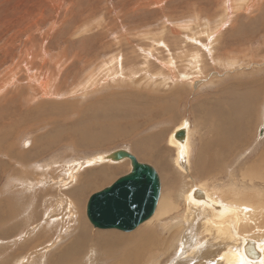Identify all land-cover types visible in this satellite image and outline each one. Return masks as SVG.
I'll return each instance as SVG.
<instances>
[{
    "label": "rangeland",
    "instance_id": "obj_1",
    "mask_svg": "<svg viewBox=\"0 0 264 264\" xmlns=\"http://www.w3.org/2000/svg\"><path fill=\"white\" fill-rule=\"evenodd\" d=\"M259 30L264 32V0H0V261H4L0 264H11V260L13 263L15 251L21 248L20 245L14 246L13 240L18 234L23 237V230L31 223L39 222V228H34V224L30 229L35 236L43 235L54 219L53 215L44 214L45 208L50 204L52 208L58 206L57 199L61 193L66 195V200L67 197L73 199L71 193L76 188L80 200L77 201V196L73 204L65 205V208L74 209L76 213L75 207L80 206L76 210L90 235L113 232L119 237H127L141 229H151L156 238L148 237L157 244L159 262L153 261V254L148 253V264H187L190 258L185 251L191 248L193 251H206V245L213 242L210 241L212 234L216 235L213 229L206 228L208 231L205 232V228L199 227L205 218L200 209L205 204L191 208L188 200L185 201L186 194L194 187L208 191L218 199V203L248 211L249 221L238 236L261 249L257 252L262 254L264 263V163L260 168L250 167L264 154L263 82L260 83L259 96L262 95L256 107L246 109L243 106L247 97L245 89L259 80L256 78L264 77V68H261L262 72L256 65L262 62L256 61L251 62L248 68L244 67L247 62H243L242 65L237 63L219 70L215 65L220 61L211 58L229 50L233 56L240 57L239 54L251 46L248 50L252 55L261 58L260 55H264V33ZM193 54L205 56L202 59L207 62L210 72L204 77L217 70L219 73V76L211 75L214 83L202 82L198 91L192 87L191 81L180 84L184 75L199 74L196 69L199 64L193 60ZM235 66L238 67L235 69ZM252 71L254 74L250 73ZM241 74L247 76L241 77ZM167 104L169 109L163 114L159 110ZM231 109L236 117L232 122L228 116ZM154 110H157V115ZM212 113L225 116L227 122L224 118L217 126L218 121H211ZM243 114L247 116L242 120ZM29 115H33L34 120ZM235 119L238 123L235 121L237 125L232 128ZM242 122H245V131ZM185 123L191 145L188 173L175 164L176 151L171 145L174 132ZM98 126L110 133L101 144L75 145L67 138L76 130L96 129ZM239 129L246 132L245 135ZM219 130L221 135H226L224 132L230 137L234 135L230 142L231 158L223 161L221 166H214V172L205 176L204 170L196 163L198 153L203 149V152L211 153L207 145L212 144L211 149L215 147V134ZM243 136L250 137V141L248 139L249 142L240 146L238 142ZM149 137L153 138L149 144L155 143L151 147L158 153L156 158L145 156V151L140 148ZM210 140L213 143H209ZM45 141L52 142L53 147L41 151V143ZM11 145L22 153L20 155L24 158H20L24 162L19 161L15 152L12 157L8 156ZM121 149L129 151L139 162L155 168L161 181L160 200H168L171 206L177 207L162 220L151 221L150 225L143 223L131 232L95 228L87 217L90 197L131 171L128 160L98 164H93L92 160ZM208 158L205 163L214 164L215 161L210 162ZM63 160V171L74 162H87V167L83 166L80 174L78 182L81 185L74 183L77 187L70 186L73 184L70 182L66 189L60 191L56 185L59 178H65L64 175L56 178V170L62 167L60 162ZM243 170L247 172L243 173ZM26 171L33 172L28 187L26 182L22 185L11 182V173L24 180ZM201 174L203 177L199 176ZM51 178H56V182L52 183ZM88 178L93 183L83 188L82 184ZM203 198L206 199L205 196ZM209 224L206 223L208 227ZM10 228H16L15 234L7 233ZM22 237L18 239L22 240ZM73 237L69 234L68 239L48 253L49 260L56 254L58 264H75L78 255H64L62 252ZM88 239L87 252L92 244L98 251L93 254L95 264H112L115 261L105 256L96 238L88 236ZM110 240L119 242L117 238ZM22 241L25 243L24 239ZM175 241L177 248L168 249ZM7 243L11 244L9 250ZM237 248L235 245L234 249ZM163 251L168 254H161ZM246 255L248 262L252 263L251 253ZM38 261L30 263L24 260L22 264H40ZM189 264L196 262L190 261Z\"/></svg>",
    "mask_w": 264,
    "mask_h": 264
},
{
    "label": "bare ground",
    "instance_id": "obj_2",
    "mask_svg": "<svg viewBox=\"0 0 264 264\" xmlns=\"http://www.w3.org/2000/svg\"><path fill=\"white\" fill-rule=\"evenodd\" d=\"M184 28V27H183ZM258 29V28H257ZM235 30V29H234ZM232 30V31H234ZM237 30V29H236ZM201 31V30H200ZM256 31V30H255ZM261 32V30H259ZM236 32V31H234ZM209 33V32H207ZM238 32H236L235 34H237ZM250 33V32H249ZM254 33V32H252ZM261 33H264V32H261ZM206 34V33H205ZM233 34V33H232ZM260 34V33H259ZM204 35V34H203ZM230 35V34H229ZM242 36V34H240ZM231 36V35H230ZM235 36V35H234ZM239 35H237L238 37ZM248 36V35H247ZM252 36V34H251ZM258 37V36H257ZM210 38V35L209 37L207 36V39ZM238 39V38H237ZM251 39V38H250ZM256 39V38H255ZM262 39V38H261ZM263 40V39H262ZM250 42V41H249ZM255 42V41H254ZM259 42V41H258ZM263 42V41H262ZM233 44V43H232ZM250 44V43H249ZM235 45V44H233ZM253 45V44H251ZM256 45V44H255ZM264 45V44H263ZM237 47V46H236ZM252 47V46H251ZM250 47V48H251ZM258 47V46H257ZM216 50V47H214ZM218 48V47H217ZM250 48H245V50H243L244 53H242L241 55L239 54L240 57H237V56H233V54L229 53V51L227 53H225L224 51V54L223 55H217L219 57H213L211 56L212 60L213 61H220L218 65H215L218 67V69H228L231 65L233 64H237V63H241V65L243 64V62H247L246 64H244V67H249L252 63L256 62V61H260V63L262 62V64H256L257 66L260 67V70L261 68H264V55L259 58V56L257 55H252L253 53L250 52L248 49ZM232 49V48H231ZM243 49V48H242ZM233 50V49H232ZM235 50V48H234ZM241 50V49H240ZM260 50V49H259ZM149 51V50H148ZM237 51V50H236ZM235 51V52H236ZM155 52V51H154ZM217 52V51H215ZM232 52V51H231ZM234 52V51H233ZM240 52V51H239ZM258 52V50H257ZM260 52H262L260 50ZM212 53V52H211ZM264 53V52H263ZM59 54V53H58ZM220 54V53H218ZM255 54V53H254ZM261 54V53H260ZM208 55H212V54H208ZM22 56V55H21ZM193 60L196 61L198 67L196 68L199 72V74L197 75L196 72L192 73L191 75H182L184 80L181 81V85L184 81H191L190 84H192L193 88H195L197 91L200 89L199 88V85L202 83V82H206V81H211V80H214V79H211V75H216V76H219V73H218V70L216 71V73H212L210 75H208L207 77H204L203 75L210 72V68H208V65H207V62L205 60H203L202 58H204V54L199 55V54H193ZM257 56V57H255ZM255 57V58H253ZM172 58V57H171ZM238 59H241V60H238ZM176 61V60H174ZM200 61V63H199ZM112 62V61H111ZM252 62V63H251ZM171 63V62H170ZM169 63V64H170ZM217 63V62H216ZM111 64V63H110ZM109 64V65H110ZM168 64V65H169ZM176 64V63H175ZM163 65V64H162ZM112 66V65H111ZM109 67V66H108ZM172 67H175L172 65ZM238 66H235L234 68L236 69ZM193 68V67H192ZM233 68V69H234ZM190 69V68H189ZM219 69V70H220ZM256 69V68H255ZM192 70V69H191ZM252 70V69H251ZM190 71V70H189ZM239 71V70H238ZM250 71V70H249ZM263 72V70H261ZM192 72V71H191ZM233 72V71H232ZM241 72V71H240ZM246 72V71H245ZM239 73V72H238ZM250 73H253L254 74V71L250 72ZM258 73V72H257ZM256 73V74H257ZM104 74V73H102ZM233 74V73H232ZM234 74H236L234 72ZM259 74V73H258ZM263 74V73H262ZM156 75H159V74H156ZM227 75V74H226ZM238 75V74H237ZM244 76H247L245 74H243ZM241 74V77L243 76ZM249 75V74H248ZM252 75V74H251ZM149 76V75H148ZM153 76V75H152ZM257 76V75H256ZM260 76V75H259ZM262 76V75H261ZM204 77V78H202ZM231 77V76H230ZM233 77V76H232ZM235 77V76H234ZM94 78V77H93ZM128 78V77H127ZM182 78V77H181ZM246 78V77H244ZM264 78V77H263ZM260 79V78H256V79H259V80H255L256 82H252L250 83L248 86L249 89H245L246 90V102L245 104H243V106L246 107V109H250V106H254L256 107L258 101H260V96L262 94H260L259 96V93H261L260 91V88L262 87V84H260L261 82L264 83V79ZM134 79V78H133ZM229 79V78H228ZM234 79V78H233ZM236 79V78H235ZM251 79V78H250ZM107 80V79H106ZM111 80V79H110ZM227 80V79H226ZM225 80V81H226ZM232 80V79H231ZM230 80V81H231ZM238 80V79H237ZM197 81V84H195L194 82ZM229 81V82H230ZM234 81V80H233ZM236 81V80H235ZM234 81V82H235ZM243 80L241 79V82ZM247 81L249 82V80L247 79ZM250 81H253V80H250ZM212 82V81H211ZM239 82V81H238ZM244 82V81H243ZM214 83V82H212ZM211 83V84H212ZM96 84V83H95ZM195 84V85H194ZM235 84V83H234ZM243 84V83H242ZM89 85V84H88ZM209 85V84H208ZM226 85V84H225ZM248 84H246L244 86V88L247 86ZM261 85V86H260ZM212 86V85H211ZM232 86V85H231ZM237 86V85H236ZM240 86H243V85H240ZM239 86V87H240ZM94 87V86H93ZM226 87V86H225ZM230 87V86H228ZM235 87V86H233ZM88 88V87H87ZM252 88H255V89H252ZM264 88V87H263ZM224 89V88H223ZM244 90V91H245ZM252 90V91H251ZM263 90V89H262ZM249 91V92H247ZM223 93V91H222ZM248 93V95H247ZM263 93V92H262ZM113 99V97H112ZM102 100V99H101ZM216 103V102H215ZM208 104V103H206ZM264 104V103H263ZM116 105V104H115ZM223 105V104H222ZM63 106V105H62ZM216 106V104H215ZM220 107V106H219ZM169 109V104L165 105V107H163L162 109H160L159 111L162 112L163 114L166 113V111ZM218 109V108H217ZM221 109V108H220ZM234 109V108H233ZM219 110V109H218ZM224 110V109H223ZM222 110V111H223ZM226 110V109H225ZM235 110V109H234ZM90 111V110H89ZM250 111V110H249ZM248 111V112H249ZM252 111V110H251ZM91 112V111H90ZM155 114L157 115V110H154ZM225 112V111H224ZM223 112V113H224ZM228 112V110H227ZM235 112V111H234ZM234 112H232V109L231 111L228 112V116H229V121H231L232 119L236 118L234 117ZM233 113V114H232ZM237 114H239V112H236ZM214 114L211 118V121H213L212 123H214L215 121H218L217 122V126H219L218 124L220 120L224 119L225 116L222 117V115H220L219 113H212ZM27 115V114H26ZM226 115V113H225ZM30 117H32V120H34V116L33 115H29ZM247 116V115H246ZM244 114L241 116V119L242 117H245ZM264 116V115H263ZM28 117V116H26ZM106 117V116H105ZM92 118V117H91ZM209 118V116L207 117V119ZM88 119V118H87ZM86 119V120H87ZM90 119V118H89ZM88 119V120H89ZM83 120V119H82ZM85 120V119H84ZM227 118H225V122ZM243 120V119H242ZM92 121V120H91ZM94 121V120H93ZM102 121V120H101ZM236 119L233 121L235 122ZM248 121L249 119L247 118V120H245V122H242L243 124V129H244V124L247 126L248 124ZM86 122V121H84ZM232 122V121H231ZM237 122V121H236ZM233 123L231 124L232 125V128L234 126V124L237 125V123ZM210 123V122H209ZM241 124V122H240ZM101 125V124H100ZM235 125V127H236ZM83 126V125H82ZM93 126V125H91ZM102 126L106 127L105 124H102ZM213 126V125H212ZM216 126V125H215ZM216 126V127H217ZM221 128L224 127L221 123ZM228 126H230L228 124ZM227 126V127H228ZM100 127V126H98ZM96 128V129H89V130H80V131H77L76 130V133H73L72 135H66L67 138L69 139V141H72L74 142L75 145H80V144H85V145H93V144H101L104 142L106 136H108V130L104 128ZM226 127V126H225ZM240 127V126H239ZM242 127V126H241ZM240 127V128H241ZM92 128V127H91ZM107 128V127H106ZM231 128V126H230ZM238 128V126H237ZM181 129H186L187 130V136L185 138V140L183 141H180V140H177L175 138V134L181 130ZM229 129V127H228ZM110 130V129H109ZM188 126H187V123H185L183 126H180L177 128V130L174 132L173 136H172V140H171V145L172 147L175 149L176 151V156H175V164L177 166H179L181 168V170H183L184 173H188L190 171V163H191V153H190V148H191V145H190V132L188 131ZM218 130V129H217ZM222 130V129H221ZM234 130V129H233ZM232 130V131H233ZM240 130V129H239ZM242 130V129H241ZM240 130V132H241ZM3 131V130H2ZM223 131V130H222ZM222 131H218L219 133H216L215 135V138H217V140L214 142L216 145L215 147L213 146V148L211 149V146L212 144H209L207 145L208 147V151H211V153L207 154L205 152H199V158L198 157V160H197V164H199L200 168L204 170L205 172V176L206 175H210V173L214 172V170H212L214 168V166H221L222 162L223 161H226L227 159L231 158V147H230V142H231V139L233 138L232 135L231 137L229 136L228 133L224 132L226 135H221V132ZM245 131V129H244ZM242 130V133L244 132ZM90 132V133H89ZM231 132V130H230ZM229 132V133H230ZM72 133V132H71ZM234 133V131H233ZM246 133V132H245ZM245 133H243L245 135ZM214 134V133H213ZM228 134V135H227ZM236 134V133H234ZM248 134V132H247ZM6 135V134H5ZM249 135V134H248ZM237 136V135H236ZM154 137V136H153ZM159 137L156 136V140L157 138ZM66 138V137H64ZM147 138L146 140H144L143 144L141 145V149L143 151H145L144 155L147 156V157H151V158H156L158 157V153H156V149L154 147H151L152 145L154 146L155 143L153 144H149L150 141L153 139V138ZM235 138V137H234ZM239 138V137H238ZM250 138V137H249ZM248 138V136H243V137H240L239 139V142L238 144L241 146V144L243 143V146L244 144H246L247 142L250 141V139ZM81 139V141L79 142V140ZM249 139V141H248ZM85 140V141H84ZM37 141V140H36ZM88 141V142H86ZM179 141V142H178ZM238 141V140H237ZM155 142V140H154ZM211 142V140L209 141V143ZM233 142V141H232ZM236 142V141H235ZM234 142V143H235ZM37 143V142H36ZM69 143V142H68ZM71 143V142H70ZM69 143V144H70ZM79 143V144H78ZM91 143V144H90ZM146 143V144H144ZM158 143V142H156ZM213 143V142H211ZM40 144V143H39ZM72 144V143H71ZM169 144H170V141H169ZM233 144V143H232ZM13 145V144H12ZM9 146V151H8V156L12 157V154L15 152V156L19 159L20 162H22L23 160V155H20L22 154L20 151V153L18 152V150L16 149L15 145L14 146ZM234 145V144H233ZM236 145V144H235ZM37 146V145H36ZM206 146V145H205ZM204 146V147H205ZM53 147V144L52 142L50 141H45L44 143H41V148L40 150L41 151H44L48 148H52ZM233 147V146H232ZM246 147V146H245ZM2 148V147H1ZM8 148V147H6ZM157 148V147H156ZM160 147H158L159 149ZM138 149V148H137ZM3 150V149H2ZM8 150V149H7ZM243 150V149H242ZM4 151V150H3ZM41 151H37L40 155L42 154ZM207 151V152H208ZM264 152V151H263ZM7 153V152H6ZM36 153V152H35ZM46 153V152H45ZM141 153V152H140ZM160 154V153H159ZM238 154V153H237ZM5 155V154H4ZM7 155V154H6ZM5 155V156H6ZM14 155V154H13ZM28 155V154H27ZM35 155V154H34ZM106 155V154H104ZM104 155H101L99 157V160L98 158H93L92 160V163L93 164H98L99 162L102 163L105 162L103 159H102V156ZM7 156V157H8ZM211 156L213 157H216L218 159H216L218 162H216L215 159H213ZM20 157H23V158H20ZM29 159L31 157V155L28 156ZM35 157V156H33ZM38 157V156H37ZM59 157V156H58ZM208 157H210L211 159H209ZM206 158L209 159V161H215L214 164L213 162H211V164H209L208 162L205 163L206 161ZM28 159V158H26ZM60 159V158H58ZM13 160H15V158H13ZM126 160H123V161H120L121 163L124 162ZM129 161V160H128ZM18 160H17V164L19 165ZM24 162V161H23ZM64 160L60 162V165L62 167H59V169H57V174H56V178H59L61 175H64V178L67 180H69L70 178L73 179V181H66L65 179L63 178H59V184H57V190H62V188L66 189L67 187V183H70V182H73L72 185L70 186H73L74 183H78L77 186L80 184L78 181L80 179V174L82 172V169H83V166L84 167H87L86 166V163L87 162H80V163H77V162H74L72 163L73 165L71 167H68L66 168L64 171H63V165L64 164ZM100 163V164H101ZM205 163V164H204ZM218 163V164H216ZM263 163H264V154H261L259 156V160L257 162H255V164L252 163V165L254 166H250V167H263ZM3 164V163H2ZM21 165V169L23 168L22 164ZM59 165V164H58ZM36 166V165H35ZM0 167H2V165L0 164ZM250 167H248V169L250 170ZM47 168V166H46ZM247 168V167H246ZM67 169L69 171H67ZM197 169V168H196ZM247 169V170H248ZM52 170V169H51ZM212 170V171H211ZM246 170V172H247ZM261 170V169H260ZM55 171V172H56ZM244 171V170H243ZM245 171L243 173H246ZM254 172V171H253ZM98 173V172H97ZM95 173V174H97ZM100 173V172H99ZM54 174V173H53ZM52 174V175H53ZM33 175V172H29V171H26L25 172V176L26 178L24 180L18 178L16 175H14L13 173H11V182L13 184H18L20 183L22 185V183L26 182L25 186L28 187V185H30L31 183V178ZM99 175V174H98ZM102 175V174H100ZM197 175V173H196ZM200 177H203V175H199ZM198 176V177H199ZM246 176V175H245ZM250 176V175H249ZM251 176H254V175H251ZM91 177V175L89 176ZM196 177V176H195ZM56 178H51V181L52 183H55L56 182ZM206 178V177H205ZM82 179V177H81ZM262 179V178H260ZM36 180V179H35ZM201 181V180H200ZM66 182V183H65ZM81 182V181H80ZM83 182V181H82ZM65 183V185H63ZM90 183H93V181L91 179H87L86 181H84V183L82 184V187L85 188L87 186L90 185ZM34 184H37V183H34ZM71 184V183H70ZM81 185V184H80ZM253 185V184H252ZM24 186V185H23ZM33 186V185H32ZM36 186V185H35ZM55 186V185H54ZM75 187H77L76 185H74ZM40 187V186H39ZM80 187V186H79ZM195 188V187H194ZM191 191V192H188L186 194V198H185V201L188 200L189 204H190V207L193 208L194 206H200L202 204H205V206H203L201 209H200V212H201V215L205 216V218H203V216H200L201 218H203V225H199V227L201 229H204L205 228V232H207L208 230H206V228L208 229H213L215 232H216V235L215 234H212V237L210 239V241H213V242H216V244H211V243H208L206 245V247L204 249H206V251L204 252H201L199 249H196L193 251V249H188L185 251V255L187 256V258H190L188 261H187V264H189L190 261H194L196 262V264H261L263 262V259L262 258V254H260V252H257L259 250H261L259 247H257V245H253L250 241L248 240H244L242 239L240 236H238L240 233H243L242 229L246 228V224L248 223L249 221V218L247 216H249V213L248 211H243L244 209H241V208H233L231 206H227V205H224L222 203H218V199L216 200L211 194L208 193V191L204 190L203 188H198L197 189H194ZM19 189V188H18ZM26 189V187L24 188ZM77 189V188H76ZM74 189L73 192L71 193L72 194V198L76 199L77 197V201L80 200V195H78L79 193L76 192L77 190ZM79 189V188H78ZM31 190V189H30ZM190 190V189H189ZM3 192V191H2ZM10 192V191H9ZM1 194V193H0ZM59 199H57V204H59L58 206H56L55 208L53 207L52 208V205L50 204L49 206L50 207H46V211H44L45 213L44 214H47V215H53L54 216V219L52 218V221L50 222L49 225H47L48 227L47 228V231L45 232L44 230L46 229H43L44 233H42L43 235L41 236H35L32 232V226H34L35 224V227L34 228H39V222L38 224L37 223H34L31 225H29V227L27 226L24 230H23V237L20 236L21 234H18L15 236V239L13 240V245L14 246H17V245H20L21 248H17V250L15 251V254L13 256V263H12V260L10 261L11 264H22V262H24V260H27L28 262L30 263H35L38 261L39 257H40V264H47L49 262L52 263H57L58 264V255L56 257V254H53L51 256L53 257H50V260H49V257L48 256V253L54 251V249L59 245V243H61V241L65 240V239H68L69 237V234H71L72 236L74 235L73 239L71 240V243L68 244V246L65 248V251H62L64 252V255L65 254H68V253H73L75 255H78V258L75 259V264H78V263H85V264H95V260L93 258V254L94 253H97V249L94 247V244L91 245L90 247V250L89 252L88 251V246H89V239H88V236L90 238V236L96 240H98V243H99V247L100 249L104 252L105 256L107 258H110L112 260H115L112 264H148L147 260H146V256L148 257V253H152L153 254V261H155L156 263H158V254L156 252L157 250V244L155 243L154 240H152V238H149L148 236L152 235L153 232H151L149 229H141L139 230L138 232L134 233V234H131L130 236H127V237H119L117 236L118 234H115V233H109V232H103L105 234H95V235H90L88 233V231L86 230V228L82 225L81 223V214L79 215V211H77L76 207H80V206H76L75 207V211L76 213L74 212V209L73 210H70L68 207L65 208V205H72L73 203V199H71V197H67V200H66V195L64 196L63 193H61V195L59 194ZM206 199H201L202 197H204ZM35 198V196H34ZM36 200V199H35ZM48 202L49 199H47ZM64 200V201H63ZM52 201V200H51ZM56 201V200H55ZM160 202H158V206H157V209L155 211V213L153 214V216L147 220L145 223H148L146 225H150L151 223L155 222V221H160L162 220L163 218H165L168 214L170 213H173V210L176 209L177 207H175L174 205L171 206L170 205V202H168V200H164V199H161L159 200ZM42 202V201H41ZM40 202V203H41ZM47 202V201H45ZM191 202V203H190ZM43 204V203H42ZM172 204V203H171ZM47 205V204H46ZM76 205V204H75ZM45 206V204H44ZM53 206H54V203H53ZM175 207V208H173ZM58 210H59V213H58ZM192 213V212H191ZM194 213V212H193ZM4 215V214H3ZM2 215V216H3ZM196 215V213H195ZM253 215V214H252ZM1 217V215H0ZM44 217V215H43ZM48 218V217H47ZM199 218V217H198ZM200 219V218H199ZM49 221V220H48ZM153 221V222H151ZM243 222V223H242ZM207 224L210 225V227H208ZM153 225V224H152ZM154 226V225H153ZM31 227V229H30ZM152 228V227H150ZM16 228H10L8 229L7 233H11V234H15V231ZM73 231V233H72ZM118 231V230H117ZM150 231V232H149ZM155 231V230H154ZM245 231V230H244ZM35 233V232H34ZM88 234V235H87ZM236 236L238 238H236ZM18 237H22L24 239V242L23 243V239L22 240H19ZM54 237H57V238H54ZM148 237V238H147ZM156 238V235L154 236ZM153 237V239H154ZM48 238V239H47ZM111 238H114V239H119V242L115 243V241L113 240H110ZM240 238V239H239ZM244 238V237H243ZM248 239V238H247ZM158 240V239H157ZM173 240V239H171ZM209 240V239H208ZM110 241H113V242H110ZM204 241V240H203ZM206 241V240H205ZM158 242V241H157ZM237 242V244H236ZM11 243V242H10ZM10 243H7L9 244L6 248H8L7 250L10 249ZM168 243V242H167ZM200 243V242H198ZM259 243V242H258ZM264 243V242H262ZM131 244H134L135 246L132 247V248H129L128 246L131 245ZM232 244V245H231ZM168 245V244H167ZM176 241L174 243H171L168 247L169 248H177L176 246ZM198 245V244H197ZM235 245H238V248L237 250L234 249V246ZM248 245V246H247ZM185 246V245H184ZM189 246V245H188ZM200 248V247H199ZM170 249V250H171ZM214 249V250H213ZM218 249V253H216V250ZM169 250V251H170ZM190 250H192V252H190ZM24 251V252H23ZM166 251V250H165ZM161 252V254H168L167 252ZM87 252V253H86ZM251 253V255L253 256V261L252 263L251 262H248L249 259L247 257V253ZM263 253V252H262ZM52 254V253H51ZM173 253L169 254V256H171ZM183 254V253H182ZM23 256V257H22ZM75 257V256H74ZM77 257V256H76ZM192 257V258H191ZM251 259V260H252ZM68 260V258H67ZM250 260V261H251ZM3 261V260H2ZM0 261V262H2ZM45 261L47 263H45ZM65 261V260H64ZM71 261V259H70ZM4 262V261H3ZM60 262H61V258H60ZM67 262V261H66ZM69 262V260H68ZM97 262L99 263L100 260H97ZM162 262H165V261H162ZM28 264V263H27ZM63 264V263H62ZM264 264V263H262Z\"/></svg>",
    "mask_w": 264,
    "mask_h": 264
},
{
    "label": "water",
    "instance_id": "obj_3",
    "mask_svg": "<svg viewBox=\"0 0 264 264\" xmlns=\"http://www.w3.org/2000/svg\"><path fill=\"white\" fill-rule=\"evenodd\" d=\"M186 138V129L175 134ZM104 161L129 160L131 171L110 187L95 193L87 204V217L95 228L131 232L155 213L161 196V181L154 167L141 163L129 151L121 149L102 156Z\"/></svg>",
    "mask_w": 264,
    "mask_h": 264
},
{
    "label": "crops",
    "instance_id": "obj_4",
    "mask_svg": "<svg viewBox=\"0 0 264 264\" xmlns=\"http://www.w3.org/2000/svg\"><path fill=\"white\" fill-rule=\"evenodd\" d=\"M242 144H243V143H242ZM242 144H241V145H242ZM230 151L232 152V150H230ZM212 170H215V168H213ZM242 223H243V222H242Z\"/></svg>",
    "mask_w": 264,
    "mask_h": 264
}]
</instances>
